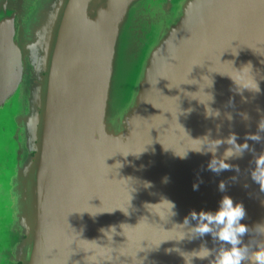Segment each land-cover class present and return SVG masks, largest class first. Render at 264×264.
Masks as SVG:
<instances>
[{
  "label": "water",
  "instance_id": "water-1",
  "mask_svg": "<svg viewBox=\"0 0 264 264\" xmlns=\"http://www.w3.org/2000/svg\"><path fill=\"white\" fill-rule=\"evenodd\" d=\"M262 124L264 0H0V264H215L224 195L264 241L253 153L196 151Z\"/></svg>",
  "mask_w": 264,
  "mask_h": 264
},
{
  "label": "clouds",
  "instance_id": "clouds-1",
  "mask_svg": "<svg viewBox=\"0 0 264 264\" xmlns=\"http://www.w3.org/2000/svg\"><path fill=\"white\" fill-rule=\"evenodd\" d=\"M260 131H264V124L259 126ZM210 135V133H209ZM261 137L256 134H247L245 142L237 144V136L235 134L228 136L226 139H218L216 142L207 147V150H196L197 152L207 151L215 153L218 147L224 143L234 146L228 148L224 153V160H221L217 166L216 160H212L208 165L210 171L219 174L221 171H231L234 166L225 162L233 157L242 158L246 151L253 153L255 159L253 161L255 167L251 170V178L260 185V189L264 191V153L256 155L255 149L250 148L247 141L260 142ZM178 155V154H177ZM181 158L187 157V152L179 155ZM235 171H239V167H235ZM167 179V178H166ZM219 191L225 192L226 185L224 182L219 184ZM194 190H198L199 184L193 185ZM172 208V215L176 213L175 204L169 201ZM246 217V209L242 202L235 203L229 195H224L220 201L218 210H192L189 216L184 218L181 225L188 227L190 221H197L191 227L190 231L193 235L189 239L204 237L210 234L218 247L208 248L202 245L198 250H193V259L208 260L212 257L215 264H264V241H252L247 243L244 237L250 233V227L241 221ZM259 233V229H257ZM264 234V233H259ZM252 245V246H250Z\"/></svg>",
  "mask_w": 264,
  "mask_h": 264
}]
</instances>
